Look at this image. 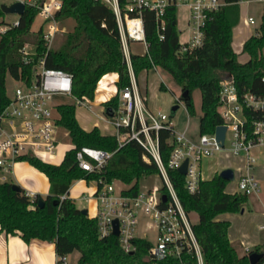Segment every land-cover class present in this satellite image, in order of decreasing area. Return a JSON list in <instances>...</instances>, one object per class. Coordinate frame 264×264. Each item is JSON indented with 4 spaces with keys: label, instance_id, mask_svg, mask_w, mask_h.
Returning a JSON list of instances; mask_svg holds the SVG:
<instances>
[{
    "label": "trees",
    "instance_id": "16d2710c",
    "mask_svg": "<svg viewBox=\"0 0 264 264\" xmlns=\"http://www.w3.org/2000/svg\"><path fill=\"white\" fill-rule=\"evenodd\" d=\"M25 4L18 24L0 32V113L9 101L5 87L8 72L12 78L29 76L34 61L25 63L20 49L29 40V30L43 0ZM62 5L55 17L74 21L71 31L66 32L59 45L48 49L45 65L73 75L72 95L93 100L97 80L105 73H117L118 88L129 84V74L124 61L115 15L110 7L97 0H60ZM223 0V4L208 13L204 25L203 44L184 56L176 54L179 32L177 29V7L165 10L164 39L159 38L153 11L143 10L145 38L149 43L148 53L132 55L131 64L137 76L142 70L153 66L168 72L187 90L183 104L190 115L195 114L192 93L200 91L199 133H212L222 119L217 111L220 80L227 74L232 77L239 92L249 90L264 95V11L260 24L242 45L247 54L244 62L238 60L233 50V28L240 20L239 2ZM123 2V0H121ZM4 13L0 9V15ZM40 54L46 47L40 37L32 38ZM36 59V56L34 57ZM160 89L165 90L163 84ZM116 107L117 96L104 103ZM74 103L58 106V124L63 127L69 141L75 146L65 153L58 165L46 163L36 157L23 156L37 170L45 174L49 190L45 196L35 194L33 198L23 188L15 190L12 182H0V229L9 234H19L25 241L32 238L54 242L57 255L79 252L78 264H178L176 259H152L148 255L150 242L143 238L131 240L132 252L121 248L113 234L101 237L96 219L84 214L67 196L71 183L78 179L104 183L118 180L127 185L124 194L135 195L141 177L155 175L158 167L147 151L134 139L118 146L114 133L94 126L83 129L75 118ZM170 129L158 132L162 160L166 163L170 153ZM88 146L114 152L99 170L87 172L78 166L76 150ZM169 176L184 209L198 217L193 229L201 246L204 264H251L248 254L262 252L263 257L254 264H264V248L250 250L239 255L229 239L230 221L217 219L223 213H237L243 209L247 195L226 190L227 180L216 173L211 179L200 181L199 188L189 193L184 187V176L178 170H169ZM43 201L40 207L38 200Z\"/></svg>",
    "mask_w": 264,
    "mask_h": 264
},
{
    "label": "built area",
    "instance_id": "2783aa9c",
    "mask_svg": "<svg viewBox=\"0 0 264 264\" xmlns=\"http://www.w3.org/2000/svg\"><path fill=\"white\" fill-rule=\"evenodd\" d=\"M14 1L34 4L32 0ZM97 1L110 7L115 15L121 51L129 74V84L121 88L116 85L117 73H105L97 80L94 98L99 92H103L100 99L105 103L117 96L113 116L105 114V106L104 114L99 119L114 130L119 147L128 140H136L157 164L156 175L160 179V184L139 187L135 195L124 194L123 190L127 187H118L116 180L104 183L99 188L97 186L93 197L98 200V205L92 217L96 219L98 233L101 237L112 234V222L116 219L119 230L116 237L123 251H133L135 247L131 240L143 238L150 242L148 255L152 259L172 258L178 264H204L191 213L184 209L168 171L178 170L187 160L186 173L183 175L184 187L189 193H194L198 190L200 181L208 180L202 175L204 158L218 159L220 155L226 159L238 157L242 165L236 169L231 168L233 180H236V191L247 196L257 194L260 188L251 170L259 158L264 159V95H257L249 90L239 92L232 77L220 80L217 111L222 119L220 125L226 126L223 144L216 139L215 130L212 133H199L196 140L189 139L185 130L174 129L170 115L148 106L146 93L139 89L131 56L148 53L143 10L153 11L159 38L164 39L166 8L178 5L188 8L187 23L191 30L185 41L178 40L176 52L178 56H184L203 44V28L208 13L221 6L223 0ZM259 1L264 4V0ZM61 5L60 0H43L37 6L38 15L45 26L41 31V38L46 48L39 54L36 45L29 47L25 43L20 49L24 62L34 61V64L29 76L13 78L18 84L12 88L9 101L0 113V182L8 180L13 164L20 157L32 156L58 165L65 153L75 148L71 142L63 141L68 133L58 124V106L68 103L67 100H73L75 105L85 106L88 99L72 95L73 75L70 72L45 65L47 51L58 30L55 14ZM242 21L245 25L255 22L251 16ZM17 24L18 19L6 25L1 32ZM134 42L142 45V53L132 52L130 44ZM176 99L177 104L183 102L180 96ZM162 129L171 130V149L166 163L162 160L158 138V132ZM60 147L65 148L62 158L59 155ZM113 153L83 146L76 150L75 158L81 169L92 172L99 171ZM224 168L226 167L215 170L212 177ZM26 194L31 198L35 195ZM163 195L166 196L165 200ZM258 229L264 230V215ZM148 231L154 233L153 241L146 237ZM242 246L246 254L250 252L247 245L242 243ZM56 264H69L67 255H57Z\"/></svg>",
    "mask_w": 264,
    "mask_h": 264
},
{
    "label": "rangeland",
    "instance_id": "374dc122",
    "mask_svg": "<svg viewBox=\"0 0 264 264\" xmlns=\"http://www.w3.org/2000/svg\"><path fill=\"white\" fill-rule=\"evenodd\" d=\"M12 2H14V0H0V5H8ZM239 8L240 21L233 31L234 38L236 39L235 42H237L238 39H245L248 35L255 32L260 24L261 15L264 11V4L259 0H242L239 3ZM176 15L177 27L180 30L179 39L180 41H185L191 30V27L187 23L188 8L185 5H178ZM248 16L253 17L255 22L247 26L242 23V20ZM18 17V14L15 13H4L3 15H0V32L1 29H5L6 25L17 20ZM55 21L58 30L52 42L50 43V47L59 45L62 42L66 32L71 31L74 26V21L70 18L64 20L55 19ZM44 27L45 26L43 24L42 18L37 12L33 19L32 25L30 26L29 40L26 42L29 47H34L35 43L33 42L34 39L32 38L38 36L40 37L41 31ZM242 29L243 32H240ZM130 49L135 53H142L143 51L142 45L138 42L131 43ZM239 57L241 60L247 59L242 54ZM137 83L141 92L147 94L148 103L151 109L160 110L170 115L174 129L176 131L185 130L186 137L191 140H196L198 138V123L199 117L201 115V99L200 91L198 89H195L192 93L195 107L194 115H190L187 112L183 102H179V108L174 114H171V107L172 105L176 104V98L181 95L182 89L168 72L160 69L158 66H153L146 73H140L137 75ZM17 84L18 83L14 81L11 75L7 72L5 76V87L8 96L11 95L12 88ZM160 84H163L165 90L159 88ZM102 93L103 92H99L95 98L93 97V100H87L85 106L76 105L75 118L82 126L90 128L93 124L98 122L100 128H103L104 121L99 119V116L104 114L103 108L105 107V104L102 103L100 99ZM67 101L68 103H74L73 100ZM112 131L113 129L111 128L110 131L107 132ZM63 141H69L68 137H66ZM224 165H230L236 169V166L242 165V163L238 157H229V159H226L223 155H220L218 159L216 157L204 158L202 160V175L205 179H209L212 177L215 170H220V167ZM15 171L17 173V177L12 178V183L18 182L20 184L29 186V184L34 181L30 176L27 177L22 175L18 168H16ZM235 173L237 176L238 172L236 171ZM251 173L258 183L260 191L257 194L252 193L247 197V201L243 205L242 212L239 211L237 213H227L222 216V218L230 220L231 225L229 231L231 234L232 243L237 253L240 255L243 254L244 249L243 246L240 245L241 241L248 242V245L250 244L252 247L251 250H262L264 248V230L258 229V224L263 221L264 214V159L259 158L258 162L254 165V168L251 170ZM115 182L118 187H127V185L118 180ZM155 183L160 184V179L156 174L141 177L139 180L140 187H151ZM23 185L21 186L23 187ZM94 186L95 183L91 181H73L70 185L71 198L74 199V201H76L77 205L80 207H88L92 204L97 206L98 200L96 198H91L87 202L85 200L79 199L83 192L88 193L91 196L93 194ZM226 190L230 193H240L236 191V180L229 181ZM90 214H92V216L94 215L92 211ZM190 216L193 222H197L198 217L195 213H191ZM146 237L153 241L154 233L152 231H148ZM78 254V251H74L71 255H69L68 263L78 264L76 261Z\"/></svg>",
    "mask_w": 264,
    "mask_h": 264
},
{
    "label": "crops",
    "instance_id": "0c3cea01",
    "mask_svg": "<svg viewBox=\"0 0 264 264\" xmlns=\"http://www.w3.org/2000/svg\"><path fill=\"white\" fill-rule=\"evenodd\" d=\"M242 23H243V21H242ZM237 25L233 28V31L235 30ZM240 32H243V29H242V31L240 30ZM238 34H241V33H238ZM246 38L241 39V40L238 39V41L235 42L236 39L234 38V32H233L232 47H233V50L237 53L238 59L241 62L246 61V60L240 59L239 56L241 54L247 58V54L242 53V45H243V42L246 40ZM147 71L148 70H142L140 73H146ZM136 79H137V76H136ZM148 106H149V103H148ZM94 126L98 127L102 133L110 131V129H111V127H108V125L105 123H104L103 128L101 129L98 122L93 124L90 128H86V127L81 125V127L85 130H90ZM113 132H114V130L111 133H113ZM65 142H70V141H65ZM64 149H65L64 147H60V151H59L60 152V154H59L60 158L63 157ZM240 162L242 163L241 159H240ZM221 167H226V168L229 167V168L234 169V167H232L230 165H224ZM16 168H18V170L22 173V175H25L27 177L30 176L32 178V180H34L33 182H31L29 184V186L28 185L26 186V185H23V184L16 182V184H18L21 188H23L27 193L40 194L42 196H45L48 193V190H49L48 178L45 176V174H43L42 172L37 170L34 166L29 164L25 160H18L13 164L11 172L8 174V180L7 181L12 182V178L17 177V173L15 171ZM81 180H84V179H78L75 181H81ZM86 182H90V181H86ZM91 182L95 183V186L93 187V194H94L96 189H97V183L95 180H91ZM21 185H23V187ZM70 190L71 189L69 187L68 194H67V196L69 198H71ZM93 194L90 196L88 193L83 192L82 195L79 197V199L85 200L87 202L91 198H94ZM72 200L74 201V199H72ZM74 202L79 209H86L87 214L90 217H92V214H90L91 211L94 214L96 213L97 206L92 204V205H89L88 207L87 206L80 207L77 205L76 201H74ZM225 214H227V213H223V214L218 215L217 219H226V218H222V216ZM226 220H228V219H226ZM258 226H259V224H258ZM229 239H230L231 244L233 245L230 231H229ZM242 243L244 245H247L249 247V249L251 250L252 247L250 246V244L248 245V242L241 241L240 242L241 246H242ZM72 253L68 254L67 257L69 255H71ZM243 254H246L244 249H243ZM78 257H79V254L76 258V261L78 260ZM56 261H57V253L55 250L54 242L48 241V240H41V239H37V238H32L29 241H25L19 234H9V233H6L5 231L0 229V264H56Z\"/></svg>",
    "mask_w": 264,
    "mask_h": 264
},
{
    "label": "water",
    "instance_id": "95a60500",
    "mask_svg": "<svg viewBox=\"0 0 264 264\" xmlns=\"http://www.w3.org/2000/svg\"><path fill=\"white\" fill-rule=\"evenodd\" d=\"M0 9L3 13H15L18 14V16L22 15V13L24 12L25 9V4L22 1H14L11 4H1L0 5ZM230 75L227 74L226 76H223L221 78L222 79H226L229 78ZM188 96V92L187 90H183L181 92L180 98L182 101H184ZM179 108V104H174L171 107V114H174L175 111ZM105 114L109 117H112L114 114V108L112 106H106L105 110H104ZM225 131H226V126L225 125H220L217 126L215 129V136L216 139L218 141H220L221 144H223L224 141V136H225ZM186 167H187V160H185L179 167H178V171L181 174H185L186 173ZM219 176L227 181H232L234 179V173L233 170L231 168H224L219 172ZM12 188L15 190H19L21 187L16 184V183H12ZM163 200H165L166 196L163 195ZM39 206L41 207L43 205V201L41 199L38 200ZM81 211L84 214H87V210L86 209H81ZM243 211V209H241V212ZM112 234L117 236L119 234V230H118V221L116 219L113 220L112 222ZM132 252V251H131ZM263 257V253L262 252H251L250 254H248V259L249 262L251 264H254L256 262L259 261V259H261Z\"/></svg>",
    "mask_w": 264,
    "mask_h": 264
}]
</instances>
